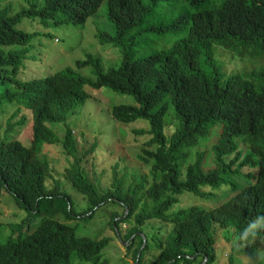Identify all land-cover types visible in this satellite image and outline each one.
Instances as JSON below:
<instances>
[{
	"label": "trees",
	"instance_id": "16d2710c",
	"mask_svg": "<svg viewBox=\"0 0 264 264\" xmlns=\"http://www.w3.org/2000/svg\"><path fill=\"white\" fill-rule=\"evenodd\" d=\"M24 1L16 9L11 0H0V116L8 105L21 106L10 121L24 109L33 114L30 144L7 134L0 137V203L8 193L28 213L20 221L0 224V237L4 226L9 232L7 240L0 238V264H109L104 250L111 238L80 233L79 222L108 216L111 205L124 208L123 213L113 212L109 222L116 234L129 241V250L134 247L135 264H214L217 230L222 225L223 236L236 246L264 237V65L257 71L227 76L216 57V48H224L264 59V0ZM104 2L117 35L101 30L102 43L122 41L136 30L146 38H162L186 28L187 36L148 56L125 50L117 67L105 69L101 59L91 55L77 61L78 68L94 67L96 76L91 79L76 75L70 67L29 80L20 77L27 63H35L30 46L44 34L38 28L26 29L27 22L45 29L54 23L84 24ZM249 45L253 48L245 47ZM88 88L94 94L132 97L131 102L114 104L115 121L147 126L134 131L144 137L138 158L149 172L140 177L134 174L127 185L115 165L112 186L102 194L101 185L81 164L72 129L66 125L61 139L49 126L66 124L90 98ZM219 129L212 145L213 169H203V151L186 168L178 162L187 158V149L217 136ZM58 143L73 159L62 177L86 197L83 203L73 199L63 179L53 175L56 171L50 161L41 157L45 145ZM237 172H244L251 182L243 187L227 184L233 194L225 202L214 208L174 211L184 195L210 197L206 187L219 188L226 176ZM50 179L53 186L48 189ZM149 221H160L161 230ZM126 224L129 227L123 233ZM166 225L171 229L164 239L159 233ZM147 232L161 251L152 263L144 260ZM257 249L252 244L245 251L254 260ZM228 258V264H235L232 254Z\"/></svg>",
	"mask_w": 264,
	"mask_h": 264
},
{
	"label": "rangeland",
	"instance_id": "374dc122",
	"mask_svg": "<svg viewBox=\"0 0 264 264\" xmlns=\"http://www.w3.org/2000/svg\"><path fill=\"white\" fill-rule=\"evenodd\" d=\"M147 1V0H145ZM16 9L24 6V0H11ZM108 4L104 2L96 14L89 17L84 24L77 23H54L51 27L41 28L36 22H27L25 28L31 31L34 29L40 30L43 35L38 36L34 44L30 46V55H36L35 63H27V67L20 72V77L29 80L32 77L48 76L55 72L73 68L76 75L85 76L88 79L96 76V71L92 65H86L81 68L76 66L77 61L85 60L89 55L99 57L103 67L106 69L110 66H119L122 60V54L125 50L134 52L137 56H148L158 50H167L171 48L176 42L187 36V29L185 28L181 33L173 36L162 38H146L140 35V30H136L121 40H111L102 43L98 37V33L102 31L108 32L112 37L117 35L115 26L109 21ZM26 21V20H25ZM24 21V22H25ZM34 26V27H33ZM33 27V29H32ZM49 34V35H47ZM145 46L144 44H151ZM247 49L253 46H245ZM216 57L218 65L225 75L245 74L247 72L257 71L264 65V59L258 57H251L250 55H240L235 51L224 48H216ZM88 92H92L90 88ZM112 94L113 97H112ZM117 94V95H116ZM112 98H114L112 100ZM132 97L121 95L118 93H93L90 98L81 104L79 109L71 114L67 123H49V126L57 132L61 139L66 136L67 126L72 129V133L77 138L79 143V156L82 158L81 164L87 171L91 179H94L97 185H101L100 192L104 193L112 186L113 182V167L118 166L120 176L126 177L127 185L133 182V176L136 174L140 177L142 174L149 172V168L142 163L138 154L141 153L144 137L135 134V129H146V124L136 121L128 124L116 122L111 110L114 104L122 102H131ZM21 106L8 105L0 116V137L5 134L13 138H19L22 142L30 144L33 138V114L29 109H24L23 112H18L15 118L10 121L15 111ZM10 121V123H9ZM10 124V125H9ZM67 125V126H66ZM172 128H169L171 131ZM220 129L217 136L210 137L204 140L200 145L192 149H187L188 156L183 163L184 167L195 160V155L198 151L205 153L203 169L209 171L216 166V156L212 149V145L219 137ZM241 138L237 139L240 146L244 147ZM62 143L47 144L43 147L41 157L49 160L53 166L54 176L62 177V171L68 165L72 164L73 159L64 154V147ZM92 145V146H91ZM94 146L95 149L92 150ZM86 151H89L85 153ZM91 151V152H90ZM73 199L83 203L84 197L76 188L70 185L63 179ZM249 176L244 175V172H237L226 176L225 183L219 188L206 187V192L210 193V197L199 196L195 194L184 195L174 211L179 209H190L192 207L214 208L219 204L225 202L233 193L229 191V183H236L243 187L250 184ZM53 186V180L47 182V188ZM108 207V206H107ZM108 216L100 217L90 223L80 221V233H90L95 237L108 236L111 238L110 243L104 250L105 257L109 260V264H135L133 250H129V241L124 239L121 235L116 234V231L110 224V216L115 211L124 212V208H118L115 205L109 207ZM28 213L18 208L15 201L4 193L2 202L0 203V224L20 221L25 218ZM119 219V218H118ZM78 224V221H74ZM112 223V222H111ZM154 224L158 230H161L162 224L160 221H149ZM129 225H124V232ZM225 225L219 227L217 230V259L214 264H228L229 255L232 254L235 259V264H264V237L255 238L258 241L251 240L250 242H239L236 246L234 240H230L223 236L225 234ZM171 227L165 226V230L160 232L161 237L166 239ZM89 235V234H88ZM123 235V234H122ZM150 232L144 236L148 248L146 249V259L148 263H152L158 257L161 251L157 244L152 241L153 238ZM9 232L6 226L2 229L1 240L8 239ZM135 236H133V241ZM136 243L139 239L136 238ZM252 244H257L258 249L253 260L245 250ZM143 246V247H144ZM145 258V257H144Z\"/></svg>",
	"mask_w": 264,
	"mask_h": 264
},
{
	"label": "clouds",
	"instance_id": "9594fccd",
	"mask_svg": "<svg viewBox=\"0 0 264 264\" xmlns=\"http://www.w3.org/2000/svg\"><path fill=\"white\" fill-rule=\"evenodd\" d=\"M250 227H256V224L255 223H253L252 225H250ZM247 234V230H245V235Z\"/></svg>",
	"mask_w": 264,
	"mask_h": 264
}]
</instances>
